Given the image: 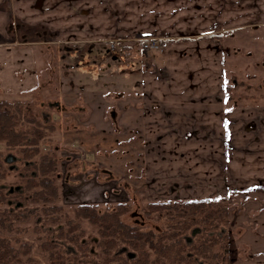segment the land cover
<instances>
[{
	"label": "crops",
	"instance_id": "1",
	"mask_svg": "<svg viewBox=\"0 0 264 264\" xmlns=\"http://www.w3.org/2000/svg\"><path fill=\"white\" fill-rule=\"evenodd\" d=\"M22 32L40 37L25 40ZM241 33L264 36V0H0V96L39 89L48 57L60 44L86 47L92 57L95 49L106 54L101 46L107 40L138 35L159 40L162 49L154 64L147 54L126 60V73L114 82L99 79L101 74H80L84 97L70 101L69 114L113 128L98 138L100 151L123 154L120 163L113 158L105 164L112 180L120 165L128 175L133 168L154 165L173 195L166 201L217 198L213 187L217 180L226 183L230 172L243 185L253 182L255 171L264 172V100L231 103L220 45L214 41L200 48L182 42L232 40ZM44 38L49 43H42ZM68 71L71 81L78 79ZM85 71L94 68L88 65ZM64 87L78 86L67 82ZM78 129L79 140L95 137ZM201 186L211 190L201 191ZM253 211L254 217L260 214Z\"/></svg>",
	"mask_w": 264,
	"mask_h": 264
},
{
	"label": "rangeland",
	"instance_id": "2",
	"mask_svg": "<svg viewBox=\"0 0 264 264\" xmlns=\"http://www.w3.org/2000/svg\"><path fill=\"white\" fill-rule=\"evenodd\" d=\"M9 25L11 26V23ZM17 27H20L19 24ZM16 34L18 33L16 32ZM22 34H25V37L19 35L21 37L19 39L26 40L32 36L34 39H38L40 37V35H33L29 32H22ZM43 37H46V34ZM234 37L238 39H234ZM17 38L14 37V39ZM144 38L138 35L133 39H114L128 48L133 47L130 48V55L126 59H121L118 52L108 51L106 45L113 39L105 41L104 47L101 46L105 49L107 56L103 51L98 53L95 49V53L90 57L91 51L85 50L86 47H66L60 44L54 49L58 55H55L54 50L53 52L50 50L52 53L48 57V73L41 79L39 89L34 92H21L19 96L9 94L6 97L0 96V100L8 99L11 102L17 99L18 106L23 113L54 127L52 133L35 145L38 146V149L40 148L41 154H46L54 164L53 171L48 178L58 192L57 201L42 204L41 202L32 203L30 193L25 191L27 181L38 174L35 167L39 163V156L33 155L36 147L29 144L33 137L32 134H34L32 127L18 121L15 130L22 133L26 140L11 148L0 142V192L5 199L0 203V215L3 214L5 220L3 227L0 226V239L7 240L9 246L14 250L0 264H57L56 260H50L48 250H51V246L49 245L54 246L52 251H60L61 256L65 259V264H120L118 261L120 256L117 254L135 253L132 247L129 248L117 240L111 254L112 259L109 263L107 261L104 263L105 257L98 246L100 236L97 232V225L90 224L86 219L75 217L76 208L80 205L94 206L98 214L119 211V219L124 225L142 232H151L157 236L153 240L155 241L154 248L157 245L168 246L174 241V238L168 239L163 235L165 226L175 224L168 229V235L176 234L173 231L176 225L188 227V231L183 232L182 235L191 236L194 244L192 248L203 242L211 246L210 249H202L197 264H219L221 260L225 264L228 261L227 264H264V191L256 189L264 187V172L262 170L255 171L258 175L253 182L246 185L238 183L239 178H236L231 172L230 177L226 178V183H221L220 180L221 184H219L217 180L215 185L213 184L215 194H218L220 198L212 199L224 202L229 215L219 222L222 224V229L219 227L221 232L215 233L218 236L210 238L209 224L200 222L199 217L195 216L194 212L191 213L192 211L179 217L181 211L186 210L170 205L173 202L190 200L171 199L172 203L162 205L168 203L165 199L169 196L173 197V195L170 193L166 180L161 178L157 166L152 165V167L139 170L133 168L134 174L128 175L127 168L120 165L121 167L113 172L115 180H112L111 174L104 171V168L109 163H113V158L117 160V163H120L123 154L100 151L103 149L98 143V138L102 136V130L111 131L113 128H107L103 121H94L93 123L81 121L69 114V111L72 110L71 102H81L80 99L84 97L78 77L80 74L94 76L101 74L99 79L111 83L116 81L119 73H126L122 69L126 60H133L141 54L144 57L147 54V57L151 58V63L154 64L158 51H143L141 53L139 50L140 40ZM214 41L222 48L224 76L227 73L224 85L225 94L227 98H230V102L238 103V101L250 97H260L259 99L264 100V36L260 39L241 33L240 37L233 36L232 40H208L207 38L182 43L205 48L207 44L212 45ZM42 43H49V41L45 39ZM81 49L82 51H80ZM134 51H136L135 56ZM36 53L40 52L37 50ZM38 59L39 65H42V58ZM88 65L93 66L94 71H85ZM69 68L73 71L72 76L78 77V79L71 81L68 78V75L70 76ZM132 79L135 78L132 77ZM212 80L214 79L212 78ZM64 81L78 87L75 89L69 87L72 90L66 89L64 85L67 82ZM60 82H62L61 86ZM98 84L100 83L98 82ZM106 92H110V90H106ZM79 95L81 98L78 97ZM86 96L85 94V98ZM241 103L243 104V102ZM74 109L79 113L80 109L76 106ZM81 126L85 132H89L91 136L95 135V137L79 140L77 138L78 128ZM105 141H108V137L105 138ZM26 144L31 147L28 149ZM85 145L89 146L90 151L85 150ZM95 148H97L94 150L95 152H92V149ZM26 150H28L27 155L25 154ZM8 157L13 160L9 161ZM233 172L238 171L234 170ZM107 180L111 182L107 183ZM200 190L211 189L201 186ZM104 191L108 193L106 194L108 197L103 198L100 192ZM225 191L228 195H224ZM175 192H178V189ZM209 195L212 194L209 193ZM255 197L256 201H254ZM119 205L122 206L120 209H118ZM58 207L61 208L60 211L55 210ZM50 208H54L55 211H51ZM208 210L210 209L205 211ZM258 210H260V214L256 217H254L255 213H250ZM7 214L9 216H6ZM71 220L73 224H79L84 230L76 244H73L68 237L62 238L58 235L60 226H63L65 230L67 222ZM191 230H193L192 235L198 231L200 233L192 236ZM78 232L76 233L78 234ZM215 232L217 231L215 230ZM224 236L223 242L216 245V241L219 240H215V237L222 238ZM46 241L49 244L47 243L48 248L45 251V245L42 243H46ZM25 246L30 249L28 254L23 252L26 250ZM219 246H223L221 250L218 248ZM154 248H146L152 264H154V257L156 258L158 253V250ZM245 249L249 254L245 255ZM211 250L222 251L223 254L218 262L216 258L212 257ZM167 255L170 260L165 264L177 263L171 258L169 252ZM251 257L257 259L251 261Z\"/></svg>",
	"mask_w": 264,
	"mask_h": 264
},
{
	"label": "trees",
	"instance_id": "3",
	"mask_svg": "<svg viewBox=\"0 0 264 264\" xmlns=\"http://www.w3.org/2000/svg\"><path fill=\"white\" fill-rule=\"evenodd\" d=\"M19 96V95H18ZM17 97V96H13ZM19 101L16 99L13 102L9 101L8 99H2L0 100V142L4 143L8 148H11L17 144H20L24 142L26 137L22 133H18L15 130V127L17 126L18 121L20 123L27 124L28 126L32 127V132L34 134L32 139L30 140L29 144L32 145V147H36L34 150L35 152L33 155L37 157L39 156V163L35 167V169L38 171V174L36 177H32L27 181V184L25 186V191L30 193L31 195V201L32 203H38L41 202L42 204H48L53 201H57L58 199V192L57 189L53 186L52 182L48 178L51 172L53 171L54 164L52 160L46 155L41 154L40 148L38 149L36 146L37 143L42 139L44 140L50 133L54 131V127L51 125H48L47 122L41 123L37 121L35 118L29 117V114H25L22 112ZM33 115V114H32ZM44 125V126H42ZM36 144V145H35ZM27 146V144H26ZM31 147V146H27ZM29 149V148H28ZM28 152V150L25 151ZM27 155V154H26ZM258 191H264V187L256 188ZM2 193L0 192V203L3 202L5 199L1 196ZM220 198V197H219ZM172 203L171 201H168V203H164L162 205H169ZM170 205H174L180 208H184L181 211V217L182 215H185L187 213H193L195 216L199 217L200 222L209 224L208 230L210 231V238L212 236H215L218 233L221 232L222 224H219L221 220H223L226 216L229 215L228 208L226 204L224 205V202L220 200H213V199H193L190 201H180V202H173ZM122 206L119 205L118 209H120ZM117 209V210H118ZM207 209H210L208 211H205ZM51 211H60L61 208H50ZM186 212V213H185ZM6 216H9L8 214ZM194 216V215H193ZM76 218L86 219L90 224L97 225V232L100 236V241L98 243L99 248L101 249V253L103 254L104 263L107 261V263L110 262L111 254L113 250L115 249V246L117 244V240L121 242L122 244L128 246L129 248L132 247L133 252H128L126 255L117 254L120 256L118 258V261H120V264H152L151 260L148 256V251L146 248H154L155 241H153L157 236L152 234L151 232H142L137 229L131 228L129 226L124 225L121 223L119 219V211L114 212H102L101 214H98L96 211V208L94 206L90 205H80L76 208L75 212ZM4 215H0V226L3 227L4 223ZM181 223V222H179ZM182 224V223H181ZM175 225V224H171ZM171 225L165 226L164 230V236L165 238L172 239L173 244L171 243L168 246H161L157 245L156 248L158 250L157 256L155 259L154 264H165L170 259L167 253L169 252L171 258L177 262L176 264H197V259H199V254L202 253V249L207 248L210 249L211 246H208L206 243H202L195 248H192L193 240L188 236L182 235L183 232L188 231V227L183 226H174L173 231L176 233L175 235H168V229ZM61 228L58 229V235L62 238H69V240L76 244L78 243L80 236L83 234L84 230L81 228L79 224H73V221H68L67 226L64 227L60 226ZM221 227V229L219 228ZM215 230L217 232H215ZM77 231L78 234L76 233ZM192 231H190V234L192 235ZM198 233H194L192 236L198 235ZM72 235V236H70ZM218 236V235H217ZM183 237V238H182ZM189 239V240H188ZM224 237H215L216 245L221 244ZM9 242L5 239H0V262L4 261L8 256L11 255V253L14 252L13 248H11L8 244ZM48 242L42 243L45 245V251L48 248ZM51 246L48 250L50 260H56L57 264H65V259L61 256V253L59 250H56L55 252L52 251V248L54 246ZM24 247V246H22ZM223 246H219L218 248L221 250ZM4 248V250H2ZM26 250H24V253H29L30 249L28 246H25ZM126 250V248H123ZM221 253V254H219ZM130 254H132V257H130ZM222 251L218 250H211L212 257L216 258V261L218 262L219 259L222 256ZM168 256V257H167ZM15 257V256H13ZM117 257V256H116ZM115 258V257H114ZM225 264L223 260L219 262V264ZM229 263L226 262V264ZM203 264V263H200Z\"/></svg>",
	"mask_w": 264,
	"mask_h": 264
},
{
	"label": "built area",
	"instance_id": "4",
	"mask_svg": "<svg viewBox=\"0 0 264 264\" xmlns=\"http://www.w3.org/2000/svg\"><path fill=\"white\" fill-rule=\"evenodd\" d=\"M107 49L110 52H118L120 54L121 59H126L130 55V48L126 45L120 44L119 41L113 40L109 42L107 45ZM162 46L159 40L152 38H144L140 40L139 50L143 53V51H160ZM136 55V51H134V56Z\"/></svg>",
	"mask_w": 264,
	"mask_h": 264
},
{
	"label": "flooded vegetation",
	"instance_id": "5",
	"mask_svg": "<svg viewBox=\"0 0 264 264\" xmlns=\"http://www.w3.org/2000/svg\"><path fill=\"white\" fill-rule=\"evenodd\" d=\"M7 159H8L9 161L13 160V158H11V157H8ZM247 254H249V253H247ZM250 259H252V257H251Z\"/></svg>",
	"mask_w": 264,
	"mask_h": 264
},
{
	"label": "water",
	"instance_id": "6",
	"mask_svg": "<svg viewBox=\"0 0 264 264\" xmlns=\"http://www.w3.org/2000/svg\"><path fill=\"white\" fill-rule=\"evenodd\" d=\"M130 257H132V254H130Z\"/></svg>",
	"mask_w": 264,
	"mask_h": 264
}]
</instances>
